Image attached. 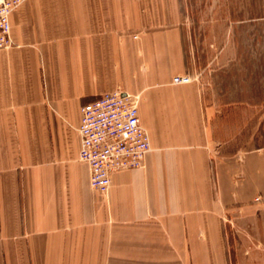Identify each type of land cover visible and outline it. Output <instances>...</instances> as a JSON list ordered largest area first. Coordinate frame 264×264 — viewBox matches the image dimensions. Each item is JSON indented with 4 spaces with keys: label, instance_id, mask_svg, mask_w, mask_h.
<instances>
[{
    "label": "crops",
    "instance_id": "crops-1",
    "mask_svg": "<svg viewBox=\"0 0 264 264\" xmlns=\"http://www.w3.org/2000/svg\"><path fill=\"white\" fill-rule=\"evenodd\" d=\"M180 0H23L0 50V264H264V149L222 152L185 75ZM141 97L151 151L108 193L81 108Z\"/></svg>",
    "mask_w": 264,
    "mask_h": 264
},
{
    "label": "rangeland",
    "instance_id": "rangeland-1",
    "mask_svg": "<svg viewBox=\"0 0 264 264\" xmlns=\"http://www.w3.org/2000/svg\"><path fill=\"white\" fill-rule=\"evenodd\" d=\"M180 4L183 67L210 109L214 145L264 149V0Z\"/></svg>",
    "mask_w": 264,
    "mask_h": 264
},
{
    "label": "built area",
    "instance_id": "built-area-1",
    "mask_svg": "<svg viewBox=\"0 0 264 264\" xmlns=\"http://www.w3.org/2000/svg\"><path fill=\"white\" fill-rule=\"evenodd\" d=\"M22 2L0 0V50L13 45L10 16ZM173 81L189 84L193 79L185 74ZM140 100L118 89L81 108L79 160L88 165L90 185L99 193H108L113 174L144 167L151 140L140 120Z\"/></svg>",
    "mask_w": 264,
    "mask_h": 264
}]
</instances>
